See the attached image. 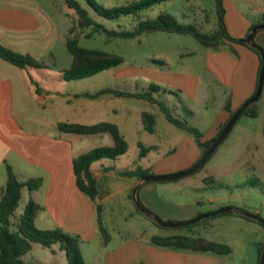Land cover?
Returning a JSON list of instances; mask_svg holds the SVG:
<instances>
[{
    "label": "rangeland",
    "instance_id": "374dc122",
    "mask_svg": "<svg viewBox=\"0 0 264 264\" xmlns=\"http://www.w3.org/2000/svg\"><path fill=\"white\" fill-rule=\"evenodd\" d=\"M53 1L58 10L62 8L63 18L74 17V11L63 6L60 0ZM96 1L104 7L125 3L122 0ZM223 4L225 15L231 25L230 35L232 37L241 33L239 32L240 18L253 20L254 17L264 12V0H223ZM88 11L96 21L114 29L119 28L118 24L123 25L126 23L125 27L130 28L129 24L133 23L130 18H139L127 17L129 19L126 20L123 17L122 21L116 22L104 19L90 8H88ZM164 11L181 23L195 24L202 31L210 30L216 21L213 0H168L141 11L140 16L141 18L153 19ZM85 30L88 31V29ZM252 39L264 50V28L257 30ZM79 44L87 48L119 53L123 56L124 61L120 65L104 70L91 78L78 81L80 83L67 84L80 85L81 87L104 84L103 80L110 81L107 80L109 79L108 76L114 75L115 72L126 70L132 75L133 73L137 75L136 72L139 70V74H144L143 78H151L160 87L154 95L164 101L174 115L181 116L189 125L196 127L203 134L218 113L222 105V96L229 93V86L222 82L223 74L219 69L223 67L229 69L233 55L224 47L219 50L206 49L187 35L162 31L146 33L136 38H114L111 40H106L102 34H94L91 38L82 35L79 37ZM224 53L228 55L224 56ZM207 54L213 60L211 58L207 60ZM53 55L56 59L54 69L67 65L69 53L65 47H57ZM158 59L163 61H157ZM48 62H51V60ZM30 70L35 72V75L32 72L33 76L40 81H44L41 78V73L42 77L43 74H53V76L56 74L46 72L44 69L30 68ZM186 75H192L196 79L197 88L191 96L186 92L193 91V88L187 86L186 77H190ZM180 77L182 85L177 81ZM136 78L139 79L136 80ZM140 80V77L134 76L133 81H131L133 87L137 86L136 89L139 90L141 87L146 86L142 91L147 90L151 81L148 82L149 85L143 84L140 86ZM117 84L123 85L121 82H117ZM259 97L257 102L258 115L256 117L241 115L225 140L199 170L173 181L157 183L160 187L164 186L159 191L158 197L173 208L194 207L198 212L191 218L223 207H234L247 210L253 213L254 216L264 220V133L262 132L264 127V86ZM126 102L117 103V105L132 109L129 123L124 126L130 155L125 157L120 165H117L124 169H136L139 168L137 167L139 165L144 168L146 165H151L158 158L161 159V166L175 163L178 156L172 157V148L174 147L173 143L178 139L175 135L180 132V129L168 122L156 105V107H152L146 102L137 105L132 99H128ZM122 108L117 107L119 112ZM143 110L155 113L156 132L153 134L144 129L139 134L136 130L137 125L141 129L143 128L141 116H139L140 111ZM165 126H168L170 130H167ZM52 132L57 133L58 131L53 130ZM103 136L104 138H110L107 134ZM102 138L101 135H96L84 138L79 142L74 141V149L83 153L98 147V145L104 146L105 140ZM137 139L142 140L141 146H148L151 143L155 145L149 148L143 146L148 150L146 151V157L141 159L139 164L137 161L134 162L133 154L134 150H140V153L142 151L140 146L135 145ZM165 139H168V141H163ZM169 150L172 153L164 157L163 154ZM101 160L108 159L102 158ZM206 177H208L207 180L212 179L213 181L204 182L203 179ZM30 193L25 189L23 190L22 198L14 212L15 217L22 212ZM130 211H132V216L128 215ZM235 211V213L221 212L214 215L210 218L211 225L207 228L203 227L204 221L201 219L196 227L199 236L230 246L232 252L227 255H216L211 252H190V256L185 255L187 251L167 249L151 244L149 241L151 235L186 234L189 230L186 226L163 227L154 225L150 218L136 211L133 200L129 199V204L124 203L120 194L114 196L110 203L104 205L102 223L113 237L110 246L115 245L116 238L119 235L133 238L134 241H139L142 244L145 251L144 256L148 262L143 260V262L137 264L157 263L153 259L154 254L151 252L146 253V248L159 250L160 252H179V257H170L167 261L160 262L162 264H255L256 244L264 241V226L255 221L254 218V220H251L241 215L244 214L242 211L236 209ZM35 224L37 228L43 227L40 223L36 222ZM63 231L68 233L66 230ZM93 248L89 244L82 245L87 262ZM190 257L191 262L189 263ZM184 258H187V260L184 261ZM21 259L26 263L67 264L64 252L58 250L56 244L47 248L38 243H32L31 249L24 253Z\"/></svg>",
    "mask_w": 264,
    "mask_h": 264
},
{
    "label": "crops",
    "instance_id": "0c3cea01",
    "mask_svg": "<svg viewBox=\"0 0 264 264\" xmlns=\"http://www.w3.org/2000/svg\"><path fill=\"white\" fill-rule=\"evenodd\" d=\"M61 2L66 7L63 1ZM262 15L264 12L254 17L253 20L240 18L239 32L241 33L233 35L234 38H241L245 35L250 27L261 19ZM224 19L230 34L229 19L226 15ZM75 20V15L73 18H63L62 8L58 10L53 0H0V43L13 51L30 54L36 60L49 66L35 69H44L46 72L56 73L55 76L43 74V77L41 73V78L44 81H40L33 76L35 72L30 70L31 67H28L29 69L19 68L0 58V192L6 183L7 166H10L21 180L41 178V187L30 191L31 195L29 194L30 196L28 195L26 199L31 198L40 205L34 223H40L43 226L41 229L60 227L69 234L78 235L85 264H137L143 260L147 261L144 256L145 251L139 241L119 235L115 245L110 246L113 240L110 234L109 241L103 242L97 226V204L102 205L103 210L104 205L110 203L117 194L123 197L124 203L129 204V195L132 193L133 187L138 184L137 197L139 201L160 219L174 222L184 221L191 219L198 211L194 207H170L167 202L158 197L159 191L164 186L161 188L157 183L169 181H140V178L136 176L122 175L125 171L134 170L124 169L117 165H120V162L130 155L128 146L125 153L114 159H99L92 163L91 173L99 187L97 198L94 201L77 188L72 169V159L82 153L75 151L74 141L79 142L84 138L101 135L102 139L105 140L103 145L112 146L113 140L108 134L110 138H104L103 135L106 133L80 135L61 132L57 129V123L73 122L92 125L109 122L117 126L126 140L124 126L129 123L132 109L122 108L117 103H127L128 99H132L137 105L146 102L152 107L156 106L145 99L117 96L112 93H103L96 97L86 96V94H95L102 89L132 93L143 92L142 89L146 86L139 90L136 89L137 86L133 87L131 81H133L134 76L140 77V86L147 85L150 81L149 84L155 83L151 78H143L144 74H139V70L136 72L137 75L135 73L132 75L126 70L115 72L114 75L108 76L109 79L107 80L110 81L103 80L104 84L88 87L67 84L86 79L65 81L62 78L60 70L69 66L70 54L67 56V65L54 69L56 59L53 52L59 46L66 49L65 42L68 30ZM83 37H85L84 34ZM230 46L235 52L230 50ZM222 47L228 49L233 55L229 69L224 67L219 69L223 74L222 82L229 86V93L222 96V105L218 113L205 133H202L205 140L212 138L216 134L219 124L229 118L228 113L224 110L226 98L230 99L232 109H236L253 94L257 83L260 65L257 54L242 44L225 43ZM223 55L228 54L224 53ZM209 58L213 60L207 54V60ZM49 60L51 62H48ZM157 61L163 60L158 59ZM186 76L191 78L190 80L186 77L187 86L193 88L192 92L186 91L191 96L197 88L196 79L192 75ZM138 79L136 78V80ZM31 80L38 84V92ZM177 81L181 84V77ZM117 82H121L123 85L117 84ZM175 86L180 85L176 84ZM187 86L186 88H188ZM117 107L122 108L120 112ZM144 111L146 110L140 111L139 116ZM165 127L170 130L168 126ZM143 129L145 130L144 124L142 129L140 126H136L139 134L142 133ZM53 130L58 132L53 133ZM179 131L175 135L178 139L173 143L174 147L172 148V157L178 156L175 163L161 166V159L158 158L151 165H146L144 168L140 165L137 167L148 170V174H167L185 170L194 164L200 157V149L191 135L186 134L181 129ZM155 132L156 128L150 134ZM262 132H264V127ZM163 141H168V139ZM141 144L142 140L137 139L135 145L139 147ZM151 146L155 145L151 143L144 147L149 148ZM172 151L169 150L164 153V157ZM133 154L134 162L137 161L138 164L141 163V159L146 157V153L140 155V150H134ZM128 215L132 216V211L128 212ZM83 244L94 247L88 262L85 260L82 250ZM57 248L60 250L58 246ZM146 249V253L154 254L153 259L157 261V263L152 261V264H162L160 262L180 255L179 252H160L151 248ZM189 253L186 252L185 255H190ZM183 260L185 261L187 258ZM188 261L191 262V257Z\"/></svg>",
    "mask_w": 264,
    "mask_h": 264
},
{
    "label": "trees",
    "instance_id": "16d2710c",
    "mask_svg": "<svg viewBox=\"0 0 264 264\" xmlns=\"http://www.w3.org/2000/svg\"><path fill=\"white\" fill-rule=\"evenodd\" d=\"M61 1H63L67 8L74 11L76 17L74 24L68 30V35L65 42L66 49L71 55V62L68 67L60 70L61 76L65 81L89 78L104 70L116 67L124 61L123 56L119 53L107 52L96 48H87L81 46L79 44V37L83 34L87 38L94 36V34H102L106 39H130L138 37L142 34L162 31L166 33L187 35L193 38L196 42H198L206 49L212 50H219L225 43L242 44L250 48L257 54L261 65L258 48L262 49V47L255 43L253 39L252 41L256 47H252L246 43V37L249 31L243 38H234L229 34L224 19L225 8L223 0H213L215 5L216 21L214 26L208 31L200 30L193 23H181L166 11L160 12L157 17L153 19L141 18V11L147 10L156 4L168 0H130L123 4L115 5L112 7H104L96 0ZM88 8L93 10L97 15L103 17L104 19L116 22L122 20L123 17H125L126 20L129 19L127 17L139 18H130L133 21V23L131 22L129 24L131 26L130 28L125 27L127 23L123 25L118 24L119 28L117 29L108 28L104 24L96 21L89 14ZM263 21L264 15H262L261 19L254 23L252 26ZM85 29H88V31H86ZM230 50L232 52H235L232 46H230ZM0 58L19 68L49 67L44 62L36 60L30 54L13 51L5 47L1 43ZM31 81L35 86L36 91L38 92V84L34 80ZM159 89L160 87L158 85L150 84L148 89L143 92L132 93L112 89H102L95 94H86V96L90 95V97H96L103 93H112L117 96L133 97L147 100L151 104L156 105L170 123L194 138V141L200 149L201 157L203 152L215 140L227 120L219 124V126L217 127V132L212 138L205 140L203 138V134L196 127L189 125L185 119L181 118V116L174 115L171 112L170 108L166 105V103L154 95L159 91ZM258 100L249 104L243 110L241 115L256 117L258 115ZM236 109H232L230 99L226 98L224 110L228 113V117H230ZM141 119L144 124L145 130L149 133L154 132V113L144 111L141 114ZM57 129L61 132L75 133L80 135L106 133L112 138V146H98L72 159V169L74 172L77 188L90 200L94 201L97 198L99 187L95 178L92 176L91 165L96 160L102 158L114 159L117 156L125 153L128 145L124 136L120 133L115 124L109 122H100L92 125H84L73 122H58ZM227 135L225 136V138L227 137ZM225 138L223 139V141L225 140ZM140 147L142 148V151L140 153L142 156L146 153L147 149L143 146ZM215 150L209 155L207 160L215 152ZM203 165L201 167H203ZM148 173V170L136 168L134 170L125 171L122 175L136 176L140 178L141 176ZM207 179L208 177L204 178L203 181H213L212 179ZM41 184V178H28L26 180L19 179L18 176L13 172L11 167L7 166L6 183L0 192V264H40L36 262L26 263L21 259V256L31 249L32 243H38L41 246L47 248H50L52 245L56 244L59 249L64 252L67 264H85L80 249V238L78 235L66 233L60 227L52 229H41L35 226L34 220L40 210V205L37 202L29 198L24 204L22 212H20L18 216L15 217L14 212L18 206L19 201L22 198V190L27 189V191L30 192L38 189ZM129 197L132 200L131 194L129 195ZM96 208L98 230L103 242L107 243L110 239V234L102 223V205L97 204ZM234 209H236L237 211H242L244 214L240 213L241 215L245 216L248 219L254 220L252 218L254 216L253 213L240 208ZM136 211L142 214V212H140L137 208ZM210 218L211 217H206L202 219L204 221V228H207L211 225ZM151 222L154 225L159 226L154 221L151 220ZM257 222L260 223L259 221ZM197 225L198 222L190 225H185L189 230V232L186 234H170L164 236L151 235L149 241L151 244L162 248L181 250L192 253L211 252L215 253L216 255H227L232 252L231 247L226 244L212 241L199 236V231L196 229ZM256 247L257 256L255 264H259V259L264 249V241L258 242L256 244Z\"/></svg>",
    "mask_w": 264,
    "mask_h": 264
},
{
    "label": "water",
    "instance_id": "95a60500",
    "mask_svg": "<svg viewBox=\"0 0 264 264\" xmlns=\"http://www.w3.org/2000/svg\"><path fill=\"white\" fill-rule=\"evenodd\" d=\"M263 28H264V21L252 26L250 31H249V33H248V35H247V37H246V43L249 44L252 47H256L255 44L252 41V37H253V35L255 34V32L257 30L263 29ZM258 50H259V54H260L261 65H260V69H259V72H258L257 85H256V89H255L254 93L252 94V96H250L248 99H246L235 110V112L227 119V121L223 125L222 129L220 130V132L217 135V137L215 138V140L203 152L201 157L194 164H192L190 167H188L185 170H181L179 172L169 173V174H148V175H143V176L140 177V181H154V182H157V181H172V180L179 179L181 177H185L187 175H190L191 173H193L196 170H198L205 163V161L207 160L209 155L223 141L225 136L228 134V132L230 131L232 126L237 121V119L241 116L243 110L249 104H251L253 102H256L258 100L259 96L261 95L262 88H263V83H264V50H262L260 48H258ZM137 187H138V184L133 187L132 193H131L132 200L135 203L136 208L140 212H142L145 216H147L152 221H154L159 226H163V227H180V226L193 224V223L198 222L199 220H201L203 218H206V217H213L217 213H221V212H223V213L224 212H232L233 213V212H236L235 209L232 208V207H223V208H220L219 210H216V211L199 214L198 216H195L194 218H191V219H188V220H184V221H179V222L164 221V220L160 219L159 217H157L156 215H154L150 210H148L147 208H145L141 204V202L139 201V199L137 197ZM252 218H254L255 220L259 221L264 226V220H262L261 218H259L257 216H253ZM263 262H264V249H263V252H262V254L260 256L259 264H263Z\"/></svg>",
    "mask_w": 264,
    "mask_h": 264
}]
</instances>
